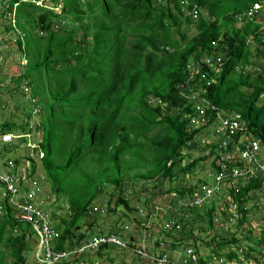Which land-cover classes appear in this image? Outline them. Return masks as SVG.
I'll return each instance as SVG.
<instances>
[{
    "label": "trees",
    "instance_id": "obj_1",
    "mask_svg": "<svg viewBox=\"0 0 264 264\" xmlns=\"http://www.w3.org/2000/svg\"><path fill=\"white\" fill-rule=\"evenodd\" d=\"M33 1L0 0V5H7L0 6L5 18L9 15L1 27L15 35L25 66L4 75L1 80L10 83L0 85V91L9 93L11 85L16 92L6 99L5 113L13 105L20 116V110L30 105L29 111L41 116L37 147L44 177L35 178L34 159L27 157L30 174L25 178L36 179V193L45 192L39 187L45 181L56 194L67 193L65 181L71 191L77 177L82 182L77 184L83 197L69 194L70 217L51 214L59 232L55 250L75 249L85 237L83 228L94 229L101 213L100 207L92 211V204L105 196L109 213L121 207L126 217L142 208L145 216L140 214L135 222L153 235L155 248L163 242L170 254L189 248L198 254L195 244L224 221L219 217L223 208L230 210L226 202L220 207L225 195L240 215L236 223L245 224L249 194L263 191L264 176L240 179L238 187L226 179L222 190L206 198L201 188L211 185L209 177L220 171L227 153H239L248 142H260L257 156L264 163V35L260 23L239 21L258 0H42L41 5ZM192 9L196 19L187 13ZM251 45L263 61L259 70L251 68ZM0 53L8 57L12 48ZM195 67L198 71L192 75ZM28 95L29 100L24 99ZM17 98L21 100L16 103ZM223 120L236 121L239 130L217 133ZM2 126L7 131L2 133L25 132L22 122L5 121ZM10 151L6 145L0 150L2 162L9 159ZM19 163L14 159L9 172L17 174ZM244 165L235 159L228 167ZM108 187L113 191L108 193ZM164 195L172 208L148 227L153 220L150 209ZM133 197L136 207L131 204ZM198 198L199 205L179 206ZM164 224L174 225L163 229ZM108 231L122 228L115 224ZM34 236L31 226L16 220L12 207L2 199L0 264H27L28 251L37 247ZM236 242L234 236L218 240L206 259L238 261L237 252H222ZM104 248L95 251L98 258Z\"/></svg>",
    "mask_w": 264,
    "mask_h": 264
},
{
    "label": "rangeland",
    "instance_id": "obj_2",
    "mask_svg": "<svg viewBox=\"0 0 264 264\" xmlns=\"http://www.w3.org/2000/svg\"><path fill=\"white\" fill-rule=\"evenodd\" d=\"M42 1V0H41ZM53 10L57 13H60V9L58 6H54ZM6 17L5 10L0 9V52L3 48L5 47H11L12 48V53L8 57H4L3 54L0 53V78H2L4 75L7 77L10 76L11 74H14L18 72L17 70H22L25 68L24 65L21 63L23 62V59L21 56L23 55L21 52L18 51V48L16 47L15 44V35H13L11 32L6 33L5 30L1 27L3 26V22H6V20L9 19V15ZM13 17V14H12ZM192 35V32L189 33V36ZM76 38H79L78 35ZM4 43V45H3ZM251 50L253 52V55L255 54V45H251ZM252 62H253V67L251 68H256L257 70L259 65L263 64L262 59L256 57L255 55L252 57ZM20 66V68H18ZM264 98V97H263ZM44 99V98H43ZM20 101L21 99H17ZM45 100V99H44ZM31 109V108H30ZM37 113V112H36ZM38 114V113H37ZM25 120H27L29 123L34 125V129L31 130V134L29 139H30V148H20L18 151V157H16L15 153H7L9 156L8 158H16L19 159L20 163L17 167L16 172L22 177V178H27L29 177L30 174V164L28 163L27 157H31L34 159L35 165H36V172H35V178L44 177L43 175V170H42V163L40 161V158L42 157L40 153H38L39 148L37 147V141L40 137V128H41V116L39 117L38 115H35L33 113H28L25 112L24 114ZM40 115V114H39ZM35 122V123H34ZM38 123L40 125H38ZM17 140H22V139H17ZM203 142L206 144L207 139L202 138ZM13 141V140H12ZM196 152L193 153V157H196ZM92 168V167H91ZM79 176V173L77 174ZM189 180H193V176L187 177ZM36 180V179H35ZM35 180H32L30 182L28 179L24 182V188L25 186L30 187L29 194L31 196H35V205L37 203H42L41 204V209H44L50 216V221H51V214L52 212H55L56 218L61 219L62 217H70L71 212H69V207H70V201L69 194H73V196H79L83 197L81 194V189L79 190V186L77 183L82 184V182L79 180V178H76L77 183L72 185V191H71V186H69L68 181H65L63 184L64 190H66V194L61 192L59 194H56L53 189H51L49 183L47 181L46 185L40 184L39 187H42L43 190H45L44 193H36V187L37 184ZM67 180H70L68 178ZM73 180L71 179V182ZM35 183V184H34ZM168 183L165 185L168 187ZM89 187V186H87ZM127 190L129 189V186L127 185ZM38 188V187H37ZM87 189H84V191ZM132 188L129 189V191L132 192ZM113 191L112 187L107 188V192ZM127 192L129 196H131L130 192ZM116 194L111 198L110 200V207H113L114 200L116 198ZM226 198L223 199L220 203V207L227 206L225 205L228 203L230 204V210H227V212L220 211L222 213H219L220 218H225L221 224H216L215 228L212 229V231L208 234L202 235V241L203 242H197L196 248L199 251L198 254L203 257V258H209L212 252L216 249V242L219 241H225V240H230L233 236L238 239V243L236 242L235 244L231 245L228 248H224L222 250L223 253H227L229 251H235L238 253L239 260H232L228 264H264V244L262 243V240L264 238V189L263 191H252L249 194L250 201L246 204V208L248 210V215H247V222L240 226L239 224L236 223L237 219L239 218L240 215L236 213L235 207L231 204V201L225 195ZM43 200V201H42ZM108 198L107 196L104 197H98L92 204L93 209L97 208L99 209L100 207V216L98 218V221L94 224V229L90 230L89 232L91 234L94 233H105L107 232L108 228H113L110 225H115L117 224L120 228H122V231L126 234H129L130 231L133 232H141L143 228L139 226L135 222L136 218H139L140 214L145 216V212L143 211L142 208H139L138 210L139 213L136 214H130L126 217H124V210L123 208H118L116 213H109L107 211V201ZM132 206H137L138 204L136 203V199L130 198ZM159 203L155 205V207H160L161 211L155 212L154 209H150L151 212H153L152 217L149 216V218L153 219L150 221V224H147V226H151L152 222L157 223V220L159 219L158 215H163L166 210H168L170 207H166L164 205V202L169 200L168 196H161L159 199ZM91 207V208H92ZM92 210V209H90ZM149 210V211H150ZM151 215V213H149ZM234 215H237L236 217ZM90 216V215H89ZM142 216V217H143ZM61 217V218H60ZM91 218V217H90ZM135 218V219H134ZM157 218V219H156ZM230 218V219H229ZM57 220V219H56ZM141 221V220H140ZM227 221V223L225 222ZM225 222V223H224ZM52 223V221H51ZM50 223V224H51ZM53 225V224H51ZM57 224H54L56 226ZM155 226L157 224H154ZM57 227V226H56ZM84 227L83 229H85ZM60 231L63 230V226L59 229ZM120 232V231H119ZM157 236L155 235V238ZM36 241L37 238L34 236L33 237ZM216 239L211 245H206L208 242H212V240ZM169 243V240H168ZM37 247H32L28 252L27 256V264H40L39 261L37 260L36 254H37ZM107 252V253H106ZM176 252V251H175ZM109 254V255H106ZM177 254V253H176ZM107 258H113V262L110 263ZM140 257L133 255L132 253L126 252L123 254V251L120 249H115V248H104L102 250V255L101 257L98 258L96 256L95 251H86L83 254H80L79 256H71L70 261L63 262V264H152L147 261H141L139 259ZM214 260V257H212ZM7 263L10 262V257H8L5 260ZM68 262V263H67Z\"/></svg>",
    "mask_w": 264,
    "mask_h": 264
},
{
    "label": "built area",
    "instance_id": "obj_3",
    "mask_svg": "<svg viewBox=\"0 0 264 264\" xmlns=\"http://www.w3.org/2000/svg\"><path fill=\"white\" fill-rule=\"evenodd\" d=\"M26 1V0H24ZM31 2H34L31 0ZM37 5H41L42 1H36ZM1 7L7 8V5L3 3ZM264 7V0H259L258 3L253 4L251 8L244 13L241 17L243 19L239 21L250 22L251 18L258 13V11ZM15 8V7H14ZM6 13V12H5ZM193 19L197 18V13L194 9L188 11ZM13 22V20H12ZM209 59V58H208ZM219 58H217L218 61ZM209 63V61H206ZM198 67H195L193 74L197 73ZM10 83V80L6 81ZM24 93H28V89L25 85L22 87ZM30 95L26 97L29 100ZM2 109L4 107L2 106ZM36 113V112H34ZM236 118V117H235ZM238 123L234 120H223L222 125L217 129V133H223L224 135L233 134L238 131ZM12 137L2 133L0 127V147L3 142L8 141ZM226 146V143H224ZM27 147H31L30 143H27ZM227 147H225L226 149ZM33 149V148H32ZM261 150V144L259 141L248 142L244 150L239 153L231 152L227 153L222 162L220 163V171L211 175L209 181L211 185L204 184L201 188L204 198L210 197L212 193L222 190L221 183L228 179L235 187H238V181L240 179L247 180L250 177H263L264 176V163L258 159L257 152ZM238 152V151H237ZM236 153V156H233ZM245 162L246 165L241 168H229L228 164L233 160ZM8 166L12 167L13 163L8 162ZM253 167V168H252ZM255 169V170H253ZM259 176H257V175ZM255 175V176H254ZM21 180V182L19 181ZM25 178H22L18 173L12 174L8 171L0 172V201L6 200L12 207L13 216L16 220L21 223H26L31 226L34 231L35 237L37 238V260L40 264H63V262L70 261L71 256H76L85 253L86 251H97L101 247L115 248L120 250H127L133 255L140 257L141 261H147L152 264H199V258L201 256L196 254L192 249H187L184 253L166 252V244L163 242L159 243V247L155 248L153 235L149 234L145 229L141 232L130 231L129 234L120 232H107L96 233L89 238L82 239L79 242V247L75 250H68V252H59L54 248V242L59 238V232H57L51 221L49 214L41 209V202L35 205V196H31L24 190ZM35 184V183H34ZM230 184V183H229ZM264 184V183H263ZM225 185V184H224ZM228 185V184H227ZM226 187V186H225ZM221 191L220 193H222ZM43 201V200H42ZM201 198L194 199L193 202H180V205L184 206H195L199 205ZM97 210L94 208L92 211ZM161 211L160 207L155 208V212ZM92 212L89 211V214ZM51 223V224H50ZM174 224H164L163 229L169 228ZM203 259L201 264H226L224 259L220 257L218 261L211 262L206 258ZM214 261V260H213ZM67 262V263H68Z\"/></svg>",
    "mask_w": 264,
    "mask_h": 264
},
{
    "label": "clouds",
    "instance_id": "obj_4",
    "mask_svg": "<svg viewBox=\"0 0 264 264\" xmlns=\"http://www.w3.org/2000/svg\"><path fill=\"white\" fill-rule=\"evenodd\" d=\"M5 84H6V82H3L1 80V78H0V85H5ZM15 93L16 92H15V90L13 89V87L11 85H10V92L9 93L0 91V113L2 115H4V117H5L4 119L0 120V127L2 128L3 132H7V131H4V127L2 126L5 121L11 122V123L22 122L23 124H25V126H24L25 127V132H21L19 130H16L14 132L3 133V134H6V135H10L12 137H10L8 139V141L3 142V145L0 147V150H2L4 148V146L6 145V146L9 147V149L12 150L9 153H15L16 154L15 156L18 157V151H19L20 148H30V147H27V143L28 142L30 143L29 137H30V135H32L31 134V130L34 129V125L29 123L27 120H25V117L23 115L25 112L30 113V111H29V106L30 105L26 106L24 111L20 110V114H21L20 116L16 113L13 105L10 106V108H9L10 113H5V110L2 109V106L4 107V103H5L6 99L10 95H14L15 96ZM17 99L15 101L16 103H17ZM24 99H26V98H24ZM33 112H31V113H33ZM7 114H9V116H6ZM33 114L37 115V113H33ZM17 139H22V140H17ZM15 156H14V158H9L7 161H4V162H2L0 160V172L1 173L6 172V171L9 172L10 167L8 166V162H12L13 163L14 159H18ZM154 211H155V209H154ZM78 247H79V243H78V245H77V247L75 249H77ZM75 249H72V250H75Z\"/></svg>",
    "mask_w": 264,
    "mask_h": 264
},
{
    "label": "crops",
    "instance_id": "obj_5",
    "mask_svg": "<svg viewBox=\"0 0 264 264\" xmlns=\"http://www.w3.org/2000/svg\"><path fill=\"white\" fill-rule=\"evenodd\" d=\"M259 1V0H258ZM263 10H264V7H262V9H260L259 11H258V13L256 14V15H254L252 18H251V22H258V23H260V25H261V32H262V35H264V13H263ZM5 117H4V115H2L1 113H0V120H2V119H4ZM166 207H170L169 209H171L172 208V205L170 204V202L168 201L167 202V204L165 205ZM176 208V207H175ZM168 209V210H169ZM168 210H166L165 211V213L166 212H168ZM111 227H114L115 225H110ZM110 228V227H109ZM82 233H84L85 234V237L83 238V239H86V238H89V237H91L92 235H94V234H96V233H94V234H91L89 231H86V228L85 229H83L82 230ZM140 259V258H139ZM141 260V259H140Z\"/></svg>",
    "mask_w": 264,
    "mask_h": 264
},
{
    "label": "water",
    "instance_id": "obj_6",
    "mask_svg": "<svg viewBox=\"0 0 264 264\" xmlns=\"http://www.w3.org/2000/svg\"><path fill=\"white\" fill-rule=\"evenodd\" d=\"M227 149V148H226Z\"/></svg>",
    "mask_w": 264,
    "mask_h": 264
}]
</instances>
